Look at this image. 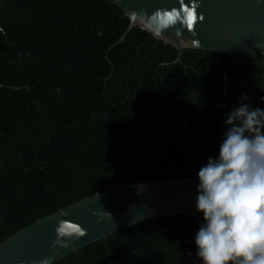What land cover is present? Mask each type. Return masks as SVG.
I'll return each instance as SVG.
<instances>
[{
    "label": "trees",
    "instance_id": "trees-1",
    "mask_svg": "<svg viewBox=\"0 0 264 264\" xmlns=\"http://www.w3.org/2000/svg\"><path fill=\"white\" fill-rule=\"evenodd\" d=\"M107 0H0V244L122 184L196 178L264 56L177 52ZM201 218V217H200ZM191 216L146 220L55 264H199Z\"/></svg>",
    "mask_w": 264,
    "mask_h": 264
},
{
    "label": "water",
    "instance_id": "water-1",
    "mask_svg": "<svg viewBox=\"0 0 264 264\" xmlns=\"http://www.w3.org/2000/svg\"><path fill=\"white\" fill-rule=\"evenodd\" d=\"M117 6L129 24L124 34L108 51L125 40L131 29L143 27L130 20L131 14L143 11L146 16L157 9H179V0H107ZM184 5L189 0H183ZM199 7L193 36L179 24L165 29L156 41L171 45L177 52L172 64H180L184 50H199L218 56L221 54H257L264 56V0H196ZM202 17V19L200 18ZM179 29L180 36L176 35ZM0 87H3L0 85ZM196 178H174L138 184H122L104 193H98L36 221L0 244V264H34L53 255L52 264L77 253L95 242L106 240L118 231L140 222L165 216H191L199 228L200 214L195 210ZM136 185L144 190L137 194ZM99 213L100 215H94ZM105 213L111 215L105 217ZM71 222L84 231V235L67 241V247L53 245L58 221ZM62 242H65L62 240Z\"/></svg>",
    "mask_w": 264,
    "mask_h": 264
},
{
    "label": "clouds",
    "instance_id": "clouds-1",
    "mask_svg": "<svg viewBox=\"0 0 264 264\" xmlns=\"http://www.w3.org/2000/svg\"><path fill=\"white\" fill-rule=\"evenodd\" d=\"M179 2V9H157L147 16L133 12L130 20L153 37L177 24L194 36L199 5L196 0H189L187 6ZM176 35L180 36L179 29ZM256 47L264 48V42ZM238 100L224 115L225 130L216 155L209 156L196 173L194 205L201 224L192 244L199 264H264V109L251 107L245 95ZM135 187L137 194L144 190L143 185ZM83 235L77 225L60 220L53 245L67 247V241ZM54 255L34 264H52Z\"/></svg>",
    "mask_w": 264,
    "mask_h": 264
}]
</instances>
